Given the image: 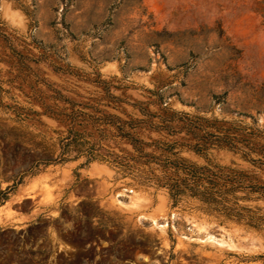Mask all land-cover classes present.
Masks as SVG:
<instances>
[{"label": "rangeland", "instance_id": "rangeland-1", "mask_svg": "<svg viewBox=\"0 0 264 264\" xmlns=\"http://www.w3.org/2000/svg\"><path fill=\"white\" fill-rule=\"evenodd\" d=\"M72 105L142 118L139 106L169 107L264 141V0H0V203L42 199L23 228H0V264H264V196H230L243 219L172 198L157 165L116 157L133 150L111 127L86 124L100 134L93 159L65 145ZM135 133L198 165L257 171L234 148Z\"/></svg>", "mask_w": 264, "mask_h": 264}, {"label": "trees", "instance_id": "trees-1", "mask_svg": "<svg viewBox=\"0 0 264 264\" xmlns=\"http://www.w3.org/2000/svg\"><path fill=\"white\" fill-rule=\"evenodd\" d=\"M99 84L108 94L106 83L101 81ZM109 96L111 100L121 101L117 96ZM139 111L145 118L134 117L131 114L122 117L105 111L94 116L85 111L75 110L72 105L71 111L61 117L67 122L68 134L65 145L74 144L79 147L78 150L86 151L90 159L95 158L93 151L96 145L100 147V134L93 138V134L86 132L85 127L89 122H99L103 126L100 129L111 127L115 136L131 146L132 154L116 155L117 158H128L145 164L154 163L159 167L160 173L154 175V180L159 186L166 187L172 198L190 195L226 216L243 219L240 211L245 207L236 201L231 202L230 196L239 190L264 196V141L258 139L260 133L256 129L245 130L232 125L215 127L203 117H191L169 107H160L159 111L153 112L139 106ZM142 128L179 136V139L186 141L182 142V145L196 153H203L214 144L234 148L249 160L257 171L217 164L198 165L172 156L173 144L158 139L144 141L135 133ZM146 147H152L153 151L160 152L155 154L153 151H146ZM252 152L257 153L259 157L251 158ZM122 161L119 163L123 164ZM5 199L7 195L3 201ZM245 219L249 224L254 223L253 216Z\"/></svg>", "mask_w": 264, "mask_h": 264}, {"label": "crops", "instance_id": "crops-1", "mask_svg": "<svg viewBox=\"0 0 264 264\" xmlns=\"http://www.w3.org/2000/svg\"><path fill=\"white\" fill-rule=\"evenodd\" d=\"M34 193L22 194L14 193L11 197H7L2 203H0V228L5 227H17L18 229L23 228V223L27 220V217L35 213L41 203V195L38 194L35 199ZM27 200H34L31 203L30 208H23V202ZM58 213L57 206L53 211L50 212L49 218H52Z\"/></svg>", "mask_w": 264, "mask_h": 264}, {"label": "bare ground", "instance_id": "bare-ground-1", "mask_svg": "<svg viewBox=\"0 0 264 264\" xmlns=\"http://www.w3.org/2000/svg\"><path fill=\"white\" fill-rule=\"evenodd\" d=\"M210 236H208V238H209ZM209 240V239H208Z\"/></svg>", "mask_w": 264, "mask_h": 264}]
</instances>
